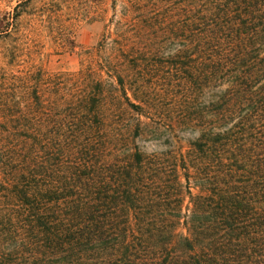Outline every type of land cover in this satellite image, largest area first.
Instances as JSON below:
<instances>
[{"label":"trees","instance_id":"16d2710c","mask_svg":"<svg viewBox=\"0 0 264 264\" xmlns=\"http://www.w3.org/2000/svg\"><path fill=\"white\" fill-rule=\"evenodd\" d=\"M108 9L73 70L0 51V264H264V0Z\"/></svg>","mask_w":264,"mask_h":264},{"label":"rangeland","instance_id":"374dc122","mask_svg":"<svg viewBox=\"0 0 264 264\" xmlns=\"http://www.w3.org/2000/svg\"><path fill=\"white\" fill-rule=\"evenodd\" d=\"M46 1L0 0V51L18 46L13 68L30 64L32 70L48 72L75 69L78 51L93 44L101 28L99 19L86 14L98 5L109 12V0H57L55 12L42 13Z\"/></svg>","mask_w":264,"mask_h":264}]
</instances>
